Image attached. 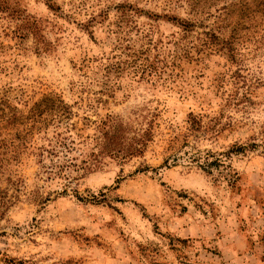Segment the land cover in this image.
I'll return each mask as SVG.
<instances>
[{"label": "rangeland", "instance_id": "1", "mask_svg": "<svg viewBox=\"0 0 264 264\" xmlns=\"http://www.w3.org/2000/svg\"><path fill=\"white\" fill-rule=\"evenodd\" d=\"M0 264H264V0H0Z\"/></svg>", "mask_w": 264, "mask_h": 264}, {"label": "trees", "instance_id": "2", "mask_svg": "<svg viewBox=\"0 0 264 264\" xmlns=\"http://www.w3.org/2000/svg\"><path fill=\"white\" fill-rule=\"evenodd\" d=\"M62 102L46 97L36 104V111L41 112L42 105H45L44 107L51 112L60 109L71 115L70 110H67L68 107L65 104L62 105ZM131 114H135L134 119L130 116L126 118L121 115H109L106 120L102 121L99 126L102 130L97 137V145L89 154L83 156L79 165L81 169L90 170L99 166L106 156L125 160L144 155L149 143L153 140L158 112L154 108L141 112L132 111ZM191 115L192 126H200L201 120L197 119L195 115ZM207 163L211 164L212 162Z\"/></svg>", "mask_w": 264, "mask_h": 264}]
</instances>
